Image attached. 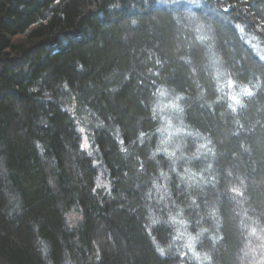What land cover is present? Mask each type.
I'll list each match as a JSON object with an SVG mask.
<instances>
[{
  "label": "trees",
  "instance_id": "1",
  "mask_svg": "<svg viewBox=\"0 0 264 264\" xmlns=\"http://www.w3.org/2000/svg\"><path fill=\"white\" fill-rule=\"evenodd\" d=\"M0 264H264V0H0Z\"/></svg>",
  "mask_w": 264,
  "mask_h": 264
},
{
  "label": "snow or ice",
  "instance_id": "2",
  "mask_svg": "<svg viewBox=\"0 0 264 264\" xmlns=\"http://www.w3.org/2000/svg\"><path fill=\"white\" fill-rule=\"evenodd\" d=\"M231 85H232V81H229V86H231ZM161 94L163 95V93H161ZM242 95H246V96L251 97V96L253 95L252 89H250V88H245V89H243V91H242ZM230 99L234 102L235 105H240V104H241V100L239 99L238 96H231ZM172 106H173V107H178V105H176V104H173ZM232 111L235 112V111H236V108L233 107V108H232ZM210 142H211V141H209V143H210ZM84 147H87V145H84ZM202 147H207V145H202ZM161 151H163L168 157H173V156H174V153H173V152H168L166 149H163V150H161V149H157V153H154L153 156L155 157V156H156L157 154H159ZM213 154H214V153H213ZM161 175L163 176L164 174L161 173ZM233 191L237 192V194H239V195H242V193H240L238 189H235V188H234ZM160 251L163 252L162 249H161Z\"/></svg>",
  "mask_w": 264,
  "mask_h": 264
},
{
  "label": "rangeland",
  "instance_id": "3",
  "mask_svg": "<svg viewBox=\"0 0 264 264\" xmlns=\"http://www.w3.org/2000/svg\"><path fill=\"white\" fill-rule=\"evenodd\" d=\"M177 1H180V0H158V2L161 3V4H170V3L177 2ZM173 133H178V132L173 130ZM84 145H87V142H86L85 136L82 135V147H83L84 150H87L88 145H87V147H84ZM71 218H72V216L68 217V219H70V220H71Z\"/></svg>",
  "mask_w": 264,
  "mask_h": 264
}]
</instances>
